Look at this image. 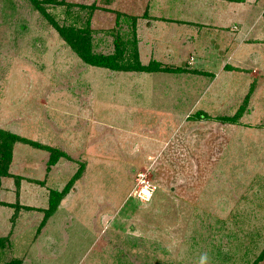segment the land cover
<instances>
[{"label": "rangeland", "instance_id": "1", "mask_svg": "<svg viewBox=\"0 0 264 264\" xmlns=\"http://www.w3.org/2000/svg\"><path fill=\"white\" fill-rule=\"evenodd\" d=\"M60 1L97 5L94 52L134 29L143 65L180 71L91 67L51 25L76 19L64 5L43 15L0 0V129L42 146L16 143L1 178L0 264H199L203 252L252 264L264 249V0ZM73 12L80 26L85 12ZM159 21L177 28L159 31L163 56L148 45ZM225 25L241 46L231 72ZM46 147L65 154L49 171ZM78 171L44 222L49 192Z\"/></svg>", "mask_w": 264, "mask_h": 264}, {"label": "trees", "instance_id": "2", "mask_svg": "<svg viewBox=\"0 0 264 264\" xmlns=\"http://www.w3.org/2000/svg\"><path fill=\"white\" fill-rule=\"evenodd\" d=\"M32 6L38 10L43 15L45 12V5H64L67 9L65 14L67 16L75 15L76 19L67 26L58 24L54 19H50L51 25L54 27L55 31L58 33L59 37L68 45V47L76 53V55L87 65L95 68L106 69L112 72H134V73H172L180 71L178 68H171L157 61L149 62L143 65L139 61L138 57V47L137 38L134 29L131 33V37H122L117 35L114 40V51L109 54L96 53L92 50L93 46V31L90 29L91 26V15L94 10L97 9V5H75L65 3L60 0H29ZM74 8H78L81 12H85V19L80 20L81 25L76 26L74 23L79 19L78 12H73ZM87 11V12H86ZM135 21L134 18H129ZM238 112L232 117H218L217 120L222 123L235 124L238 120ZM195 118L210 120V117L203 112L195 113ZM16 143H25L35 145L37 147H42L31 140H27L17 134L1 130L0 129V185L1 178L9 176V165L12 159L13 147ZM49 159L47 162V171L55 165L60 157L65 156L58 148H49ZM81 174L78 171L71 180L65 185L61 191L52 190L49 192L47 208L41 209L44 214L43 221L46 222L49 217L57 210L61 200L70 192L73 187L74 181ZM19 187V185H17ZM1 246V244H0ZM3 246V245H2ZM264 258V249L261 251L259 256L254 260L252 264H258ZM4 264H22L21 260L18 258H13Z\"/></svg>", "mask_w": 264, "mask_h": 264}, {"label": "crops", "instance_id": "3", "mask_svg": "<svg viewBox=\"0 0 264 264\" xmlns=\"http://www.w3.org/2000/svg\"><path fill=\"white\" fill-rule=\"evenodd\" d=\"M201 23H202V21H200ZM219 23H221V24H223L222 23V21L221 20H219V19H217V21H216V24H214L213 26H212V28H213V30H214V33L218 36L219 35V32H218V30H221V29H219L218 28V26H219ZM229 23V22H228ZM158 24H160V26L158 27H156V26H154V24L152 25V31H153V35H152V37L150 38V40L148 41V45H149V49L151 50V51H154L155 53H158V54H162L161 56H163V54L164 55H168V49H162L161 48V44L162 43H160V40H159V31L160 32H162L163 33V31H164V29H165V26H167L168 28H173V29H177L176 27H174V26H172V25H170L171 23L170 22H168V23H166V22H164V21H159V23ZM164 24H166L165 26H163ZM173 24V23H172ZM175 24V23H174ZM203 24H207L206 23V20H204L203 21ZM148 26H150V25H148ZM208 26V25H207ZM222 27V26H221ZM225 28L222 30V31H220V33H223V34H225L223 31H226L227 33H230V35L233 37V39H231V42H230V46H232L231 44H233V48H231L230 49V52L232 53V60H233V57H234V55H233V52H234V50L236 49V48H238V47H241V46H238L237 47V45L235 44L236 43V41L237 40H235L237 37H239L238 35H239V33H237L236 31H229V26L227 25H225L224 26ZM197 28H199V27H197ZM147 29H149V28H146V30ZM223 34H222V36H223ZM221 37V36H220ZM219 37V38H220ZM213 38H214V36H213ZM215 38H217V37H215ZM235 44V45H234ZM155 47V48H154ZM211 51H213V49L211 48ZM210 54L211 55H213V52H210ZM158 60V59H157ZM159 61H163V60H158V62ZM207 61H209V60H207ZM242 62V61H241ZM240 62V63H241ZM163 63V62H162ZM189 63V62H188ZM234 64H237L238 65V68H239V62H238V60H236V61H234L233 60V67H231V66H225L224 68L226 69V70H228L229 72H231L232 70H234L235 68H236V66H234ZM195 70H197V71H204V70H202V69H195ZM210 77H212V78H214V75L213 74H211L210 73Z\"/></svg>", "mask_w": 264, "mask_h": 264}, {"label": "clouds", "instance_id": "4", "mask_svg": "<svg viewBox=\"0 0 264 264\" xmlns=\"http://www.w3.org/2000/svg\"><path fill=\"white\" fill-rule=\"evenodd\" d=\"M199 264H209V256L207 252H203L200 254Z\"/></svg>", "mask_w": 264, "mask_h": 264}]
</instances>
